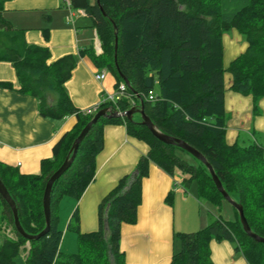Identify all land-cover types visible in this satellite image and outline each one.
Returning <instances> with one entry per match:
<instances>
[{"label":"trees","instance_id":"16d2710c","mask_svg":"<svg viewBox=\"0 0 264 264\" xmlns=\"http://www.w3.org/2000/svg\"><path fill=\"white\" fill-rule=\"evenodd\" d=\"M7 1L0 0V61L13 65L18 91L39 101L41 116L55 121L72 115L77 119L73 129L53 146L52 158L42 160L39 174H21L0 162V180L16 204L27 235H38L46 228V183L96 112L106 108L125 112L142 105L161 133L184 141L203 155L224 190L243 207L251 231L264 238V146L257 140L227 144L224 107V74L228 72L230 90L250 96L253 112L259 113L264 98V0H99L94 4L71 0L73 7L83 8L93 18L102 46V53L94 55L93 61L115 77V88L124 79L129 82L125 83L127 97L101 104L90 114L73 105L65 88L75 59L66 56L49 64V49L29 44L25 30L13 27L4 17ZM232 30L247 47L225 69L223 36ZM44 36L48 38L46 31ZM49 92L56 95L55 103H50ZM150 92L154 101L148 98ZM140 121L139 114L132 120L99 117L68 169L52 186L49 229L39 238L29 240L17 233L12 211L0 196L2 213L13 233V238L0 234V264H128L120 249L121 228L137 223L142 182L151 165L169 175L179 171L185 190L195 182L196 197L220 209L225 200L207 167L183 149L163 143ZM106 125H125L127 134L145 142L149 151L99 203L96 231L81 232L74 211L67 228L77 233L78 250L63 254L59 203L64 197L79 201L95 180ZM234 213V221L217 217L197 231L178 233L170 264H214L213 241H229L248 264H264V243L249 237L235 209Z\"/></svg>","mask_w":264,"mask_h":264},{"label":"crops","instance_id":"0c3cea01","mask_svg":"<svg viewBox=\"0 0 264 264\" xmlns=\"http://www.w3.org/2000/svg\"><path fill=\"white\" fill-rule=\"evenodd\" d=\"M3 15L13 27L25 30L29 44L49 49V64L66 56L75 59L65 88L77 109L93 110L114 92L116 80L111 73L107 71L103 80L96 79L98 73L106 70L93 61L94 55L102 53L99 54L102 46L93 18L83 8L73 7L71 0H10L4 5ZM229 35L223 36L225 69L247 47L236 30ZM231 80L226 72L225 140L229 145L239 140H257L264 146V98L259 102V113L255 114L252 98L231 91ZM3 83L9 87L2 86ZM19 88L13 65L0 61V162L21 174H39L42 160L52 158L53 146L73 129L77 119L72 115L55 121L41 116L39 101L19 92ZM48 97L50 103H55L54 93L49 92ZM103 138L95 180L79 201L64 197L59 203V211L62 207L67 210L65 222L69 223L77 210L81 232L98 229L99 203L122 177L134 171L139 158L149 151L145 142L127 134L125 125H106ZM192 187L185 190L183 175L177 172L169 175L155 165L150 166L142 182L137 223L123 224L121 228L120 249L128 264H170L178 233L197 231L217 218L210 203L200 201ZM220 210H224V219H236L234 211L228 212L223 203ZM211 257L214 264H248L229 241L211 242Z\"/></svg>","mask_w":264,"mask_h":264},{"label":"water","instance_id":"95a60500","mask_svg":"<svg viewBox=\"0 0 264 264\" xmlns=\"http://www.w3.org/2000/svg\"><path fill=\"white\" fill-rule=\"evenodd\" d=\"M97 2L99 0H96ZM124 82L128 85L129 82L124 79ZM135 114H139L141 117V121L140 123L147 126L149 128V130L152 132V134L157 137L159 140H161L163 143L165 144H170V145H175L181 149H183L184 151H186L187 153H189L191 156H193L194 158H196L197 160H200L208 169V171L210 172V175L212 177V180L214 181L218 191L222 194V196L224 197V200L226 202H228L237 212L240 218V222L242 224L243 230L244 232L251 238H253L254 240L258 241V242H262L264 243V238L256 235L255 233H253L247 223V220L244 216V211H243V207L241 206L240 203H238L236 200H234L223 188L220 180L218 179V177L216 176L213 168L209 165V163L206 161V159L203 157L202 154H200L197 150H195L194 148H192L191 146H189L188 144H186L184 141L180 140V139H176V138H172L169 137L163 133H161L151 122V120L146 116L143 106L141 105L140 107H133L128 111L125 112H121L117 109H112V108H106V109H102L99 110L98 112H96V114L94 115V117L92 118V120L85 126V128L81 131V133L79 134V136L75 139L73 146L69 152V155L67 156V158L65 159V161L63 162V164L60 166V168L54 172V174L49 178L48 182L46 183L45 186V191H44V195H43V207H44V213H45V219H46V228L38 235H27L23 229V227L21 226V223L19 221V217H18V211H17V207L15 202L13 201V199L11 198L7 188L4 186V184L2 183V181L0 180V196L6 201V203L9 205L11 211H12V216H13V221H14V227L15 230L17 231L18 234H20L23 237L28 238L29 240L32 239H37L40 236L44 235L48 229H49V223H50V194H51V190H52V186L55 183V181L57 179H59L63 173L68 169V167L70 166L71 162L73 161L78 146L80 144V142L84 139V137L86 136V134L89 132V130L91 129V127L97 122V120L99 119V117L104 116L107 118H116V117H126L129 120L133 119V116Z\"/></svg>","mask_w":264,"mask_h":264},{"label":"rangeland","instance_id":"374dc122","mask_svg":"<svg viewBox=\"0 0 264 264\" xmlns=\"http://www.w3.org/2000/svg\"><path fill=\"white\" fill-rule=\"evenodd\" d=\"M229 34L232 35V31H230L226 35L230 36ZM181 156H182V158L186 159L187 161L193 162V159L189 155H187L185 153H181ZM176 172L181 174L179 171H176ZM191 184H193L192 188H194L196 186L195 182H192ZM209 206H212V208L216 211V214H214V216L216 215L217 217H222L224 219V210L221 211L217 207H214V205H212V204H210ZM223 207L226 210H228V212H230L232 210L234 211L232 206L226 201L223 202ZM2 212H3V205L0 201V227H1L0 228V234L3 235L4 237L6 236V237L10 238L9 236L12 235L13 233H12L11 227L7 223L5 216L3 215ZM66 212H67V210H63V207L58 212L59 218L61 219V224L59 225V228L61 226L63 227V228L62 227L60 228V230H62V232H63V238H62L60 249H61V252L63 254H73V253H76L78 250V235L72 229L67 228L68 220L65 222V215L67 214ZM227 219L228 218H226L224 220H227ZM232 219L233 218H229V220H227V221H234Z\"/></svg>","mask_w":264,"mask_h":264},{"label":"built area","instance_id":"2783aa9c","mask_svg":"<svg viewBox=\"0 0 264 264\" xmlns=\"http://www.w3.org/2000/svg\"><path fill=\"white\" fill-rule=\"evenodd\" d=\"M102 52L101 49H99V54ZM106 74H107V70H103L101 71L100 73H98L96 75V79L97 80H103L105 79L106 77ZM127 86L125 83L121 82L117 88H115L114 92L113 93H109L108 95H106V97L97 105V107H95L93 110H86L84 111L85 113L87 114H90V113H93V112H96L97 109L99 108V106L101 104H104V103H116L118 100H120L121 98L123 97H127ZM149 100L151 101H154L155 100V95L154 93L150 92L149 93V96H148ZM9 236V235H8ZM10 238H13V234L9 236Z\"/></svg>","mask_w":264,"mask_h":264}]
</instances>
